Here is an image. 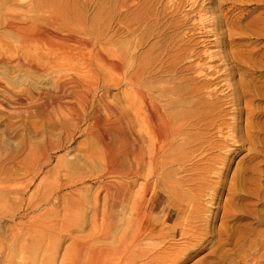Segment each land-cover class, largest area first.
<instances>
[{
	"label": "rangeland",
	"instance_id": "rangeland-1",
	"mask_svg": "<svg viewBox=\"0 0 264 264\" xmlns=\"http://www.w3.org/2000/svg\"><path fill=\"white\" fill-rule=\"evenodd\" d=\"M256 27L264 28V0H0V264H75L79 253L90 264L98 248L116 259L109 264H159L158 252L175 256L171 264L246 263L264 243V98L252 93L264 82V36ZM96 54L121 59L119 75L104 71L117 84L103 78ZM69 77H83L89 100L65 140L39 107L43 88ZM208 82L212 95L201 88ZM141 93L170 96L181 135L150 168L144 158L138 176L106 175L92 116L109 123L106 104L129 112L141 151V111L130 110L141 109ZM214 100L221 111L209 108ZM143 195L153 231L136 230L127 254L112 253ZM103 214L113 217L108 232Z\"/></svg>",
	"mask_w": 264,
	"mask_h": 264
},
{
	"label": "bare ground",
	"instance_id": "bare-ground-1",
	"mask_svg": "<svg viewBox=\"0 0 264 264\" xmlns=\"http://www.w3.org/2000/svg\"><path fill=\"white\" fill-rule=\"evenodd\" d=\"M254 22V21H253ZM252 23V22H251ZM256 23V21H255ZM262 23V22H261ZM256 26V25H255ZM244 27V26H243ZM257 28V27H256ZM254 28V32L258 36H264V28ZM235 29V28H234ZM244 30V28H243ZM247 30V29H246ZM233 33V32H232ZM234 34V33H233ZM232 36V34H231ZM229 37V36H228ZM240 38V37H239ZM79 40V39H78ZM78 46L81 50H85L88 47L87 42L85 41H77ZM202 42V41H201ZM76 48V47H75ZM94 51V50H93ZM98 52V51H97ZM87 53V52H86ZM89 53V52H88ZM96 52H94L93 55H95ZM80 54V53H79ZM81 55V54H80ZM86 55V54H85ZM97 56L95 57L97 59L98 65L95 63V65L99 66V70L105 74V70H113L116 74L120 73V70L123 67V63L120 58H115V59H109V57H105L101 54H96ZM110 56V54L108 53ZM115 56L114 54H112ZM251 55V54H250ZM79 56V55H78ZM259 56V55H258ZM118 57V56H117ZM262 55L259 56V59L261 60ZM233 58V57H232ZM247 58V57H246ZM254 58V55H253ZM257 58V57H256ZM243 59V58H242ZM250 58H248L249 60ZM241 60V59H240ZM246 60V59H245ZM59 61V60H58ZM62 61V60H61ZM236 61V58H235ZM234 61V62H235ZM250 61V60H249ZM254 61V60H253ZM251 62V61H250ZM61 64V62H59ZM248 63V62H247ZM264 63V62H261ZM53 64V63H52ZM69 65V63H66V65ZM93 64V63H92ZM236 64V63H235ZM243 64V63H242ZM50 66V65H49ZM73 66V65H72ZM97 66L95 69H97ZM264 66V65H263ZM48 67V65L46 66ZM51 68V67H50ZM200 69V68H198ZM74 70V69H73ZM98 70V71H99ZM77 71V70H76ZM99 71V72H100ZM200 71V70H198ZM197 71V72H198ZM80 72V71H78ZM94 72V71H93ZM196 72V73H197ZM205 72V71H204ZM201 73V71H200ZM199 73V74H200ZM109 74V73H108ZM107 74V75H108ZM119 75V74H118ZM207 75V74H205ZM97 76V75H96ZM106 74L101 77L105 79ZM100 77V78H101ZM209 78L208 76H206ZM257 77V76H256ZM130 79V78H129ZM126 78V80H129ZM206 79V78H205ZM125 80V81H126ZM132 80H135L134 78ZM87 81V80H86ZM92 81V80H90ZM209 81V79H208ZM97 82V81H96ZM106 82L109 84H117L116 80L112 78L110 75L106 76ZM207 82V81H206ZM87 84V82L84 81L83 77H77L76 79H73L71 77L65 78V79H59L55 80L53 82L52 86L50 88L44 89L42 92V95H44L43 102L40 104L39 107V112H41L42 116H45V118H48L49 120L54 121V123L57 125L58 129L62 131V134L65 135V140H69L71 135H73V131L75 130L77 124L82 118V115L86 112L87 109V101L88 99V91L84 90V85ZM105 83V82H103ZM127 83V82H126ZM137 83V82H136ZM209 83V82H208ZM211 83V82H210ZM204 85L201 88H204L206 90V94L212 95V93L215 91V86L211 84ZM248 83V82H247ZM90 84V82H89ZM94 84V83H93ZM216 84V83H214ZM226 85L228 83H225ZM224 84V85H225ZM107 85V84H106ZM130 87H134V82L129 81L128 84ZM249 85V83H248ZM92 86V85H91ZM113 86V85H112ZM115 86V85H114ZM228 87L230 86L227 85ZM217 87V86H216ZM227 87V88H228ZM248 87V86H247ZM244 84H240V88L243 90L247 91V88ZM200 88V91H201ZM252 88V87H251ZM217 89V88H216ZM203 91V90H202ZM241 91V90H240ZM239 91V92H240ZM245 91V92H246ZM198 92V91H197ZM236 95L239 94V92L235 91ZM199 93V92H198ZM251 93V92H250ZM253 95H259L262 98H264V82L261 84L260 87H255L253 85V90H252ZM41 94V93H40ZM137 95L139 94L138 92L136 93ZM200 94V93H199ZM226 96V95H225ZM235 96V95H234ZM43 97V96H42ZM170 96L167 95H160L158 97H153V96H148L146 94L141 93V109L139 106H136L135 104L130 105V110L134 113V115L138 116L140 111H141V128L144 130L143 136L141 137V151H140V146H139V140L137 137L132 136L129 125H130V120L131 116H128L127 112H117L116 110L113 111L108 105H104L106 107L105 109L108 112V115L114 116L112 117L111 121L109 123H102L98 124L95 122V119L97 118L94 114V117L92 116L91 119V124L92 127L89 129V133L93 135L94 140L96 141L98 145V152H99V157H101L103 163L105 164V173L106 175L109 176H114V177H123V176H138L140 174V166L142 165V161L147 160L149 168L151 164L157 159L158 155H161V152L164 151V149L168 146L172 147V144L174 143L175 140L178 139V137L181 135L179 133V124L174 120V116L172 114L171 110V103L167 98ZM92 98V97H91ZM94 98V97H93ZM42 99V98H41ZM38 100V99H37ZM95 100V99H94ZM172 100V99H171ZM219 100H214L209 103V108L214 111H221V106L218 105ZM94 103V102H93ZM230 103V102H229ZM97 104V103H96ZM103 104V103H102ZM138 104V103H137ZM93 105V104H92ZM99 105V102H98ZM97 105V106H98ZM140 105V104H138ZM101 106V105H100ZM116 107V106H115ZM99 108V107H98ZM208 108V109H209ZM224 112V111H223ZM40 114V113H39ZM98 114V112H97ZM211 114V113H210ZM221 114V113H220ZM238 114V113H237ZM100 117V116H99ZM108 117V116H107ZM106 117V119H108ZM102 118V117H101ZM100 118V119H101ZM104 118V117H103ZM220 118V117H219ZM98 119V118H97ZM96 119V121H98ZM99 119V120H100ZM104 120V119H103ZM94 121V123L92 122ZM129 122V123H128ZM132 122V121H131ZM134 122V121H133ZM96 123V124H95ZM129 125H128V124ZM129 126V127H128ZM221 132V131H220ZM219 132V133H220ZM133 133V132H132ZM220 135V134H219ZM140 139V138H139ZM166 151V150H165ZM164 151V152H165ZM173 152V151H172ZM168 153V149H167ZM170 155V154H168ZM165 156V154H164ZM167 156V155H166ZM163 157V156H162ZM168 157V156H167ZM172 157V156H171ZM173 158V157H172ZM161 159V158H160ZM169 159V158H168ZM171 159V158H170ZM169 159V160H170ZM26 164H30L32 161V155L28 153V156L26 158ZM146 161V162H147ZM160 162V160H158ZM167 161V160H165ZM174 161V160H173ZM145 162V163H146ZM157 162V161H155ZM144 163V164H145ZM165 163V162H164ZM163 163V164H164ZM167 163V162H166ZM154 164V163H153ZM158 165V164H157ZM162 165V164H161ZM168 165V163H167ZM145 166V165H142ZM203 166V165H202ZM154 167V166H153ZM159 167V166H158ZM206 167V166H205ZM253 167V166H252ZM147 167V169H149ZM157 168V167H156ZM165 168V167H164ZM243 168V167H242ZM249 168V167H248ZM257 168V167H256ZM144 169V168H143ZM160 169V168H159ZM161 169H163L161 167ZM207 169V168H206ZM250 169V168H249ZM254 169V168H253ZM151 170H153L151 168ZM259 170V169H258ZM144 171V170H142ZM246 171V170H244ZM243 171V172H244ZM147 172V171H146ZM154 172V170L152 171ZM164 172V171H163ZM251 172V171H250ZM256 172V171H255ZM148 173V172H147ZM162 173V172H161ZM246 173V172H245ZM252 173V172H251ZM143 174V172H142ZM146 174V173H145ZM150 174V173H149ZM158 174V173H157ZM155 173V176L157 175ZM152 175V174H151ZM150 175V176H151ZM243 175V174H242ZM145 176V177H150ZM257 176V175H256ZM142 177V175H141ZM144 177V175H143ZM125 178V177H124ZM155 178V177H154ZM242 179V177H241ZM248 180V178H246ZM240 180V179H239ZM243 180V179H242ZM245 180V179H244ZM246 180V181H247ZM256 181V180H255ZM147 182V181H146ZM245 182V181H244ZM259 182V181H258ZM180 183V182H179ZM184 183V182H183ZM244 184V183H243ZM251 184H253L251 182ZM143 185V184H142ZM183 185V184H182ZM246 185V184H245ZM249 185V184H248ZM254 185V184H253ZM123 186V185H122ZM121 186V189H122ZM145 186V185H144ZM242 186V184H241ZM109 187V186H108ZM112 190V186H110ZM118 187V186H117ZM149 186H146V189L144 194L148 193V188ZM174 187V186H173ZM244 187V186H243ZM127 188V187H126ZM165 188V187H164ZM114 189V188H113ZM120 189V188H119ZM116 189L115 191L118 192L117 197L119 196V193L121 196L125 197L124 194L126 191H123L124 193L121 194V189ZM162 189V188H161ZM235 189V188H234ZM124 190V188H123ZM232 190V189H231ZM236 190V189H235ZM258 190H260L258 188ZM162 191V190H160ZM261 191V190H260ZM259 191V192H260ZM234 192V190H233ZM255 192V191H254ZM142 193V192H141ZM183 194V193H182ZM233 194V193H232ZM237 194V193H236ZM240 194V193H239ZM252 194V193H251ZM259 194V193H258ZM164 195V194H163ZM167 195V194H166ZM183 195H186L184 192ZM208 195V194H207ZM234 195V194H233ZM249 195V194H248ZM146 196V195H145ZM106 197V196H105ZM112 197V195H111ZM185 197V196H183ZM115 198V197H114ZM120 198V197H119ZM191 198V197H190ZM211 198V197H210ZM249 198V197H248ZM116 199V198H115ZM144 199V195L141 196V211L139 209V202L134 205L132 215L130 213V221H129V226L128 229L124 232L122 237H120L117 240V245L112 249V253L116 254L119 252H126L127 248H129V240L132 239L134 236L137 235L136 230L141 231V233L153 231L152 227L153 225V219H150V214L152 212V205H147V209H142V202ZM152 199V198H151ZM192 199V198H191ZM262 199V198H261ZM118 200V199H117ZM125 200H127L125 198ZM149 201V198L146 199V201ZM156 200V199H155ZM114 200H111V203ZM123 201V199H122ZM147 201V203H148ZM190 201V200H189ZM261 201V200H260ZM117 203V201H114ZM136 202V201H135ZM145 202V200H144ZM151 202V201H150ZM153 202V201H152ZM233 202V201H232ZM110 203V204H111ZM189 203V202H188ZM229 203V202H228ZM241 203V202H240ZM114 204V203H113ZM151 204V203H150ZM227 204V203H226ZM116 205V204H115ZM184 205V204H183ZM241 205V204H240ZM247 205V204H246ZM111 206V205H109ZM232 206V204H231ZM236 206V205H235ZM243 206V205H242ZM146 208V206H145ZM169 208V207H168ZM174 209V208H173ZM184 209V208H183ZM234 209V208H233ZM232 209V210H233ZM107 211V210H106ZM148 211V212H147ZM182 211V210H181ZM181 211H178L179 213ZM189 209L184 212V215L182 216L183 220H187L189 218V215H187ZM240 211V210H239ZM183 212V211H182ZM254 212V211H253ZM257 212V211H256ZM255 212V213H256ZM105 213V212H104ZM109 213V212H108ZM169 213V211L165 212ZM232 213V212H231ZM250 213V211H249ZM109 214H112L109 213ZM252 214V213H250ZM181 215V214H180ZM257 215V214H256ZM112 217V215H110ZM167 216V214H165ZM226 216V215H225ZM247 216V215H246ZM254 216V215H253ZM250 215V217H253ZM109 218L106 214H103L101 217V222H103L102 226L105 224V228L107 227V232L108 230L112 228L111 226V221L113 219ZM256 217V216H255ZM113 218V217H112ZM260 218V217H258ZM200 219V218H198ZM235 219V218H234ZM169 217L164 218L161 220V225H170L168 223ZM256 220V219H254ZM263 220V219H262ZM234 221V220H233ZM238 221V220H237ZM236 221V222H237ZM259 221V219H258ZM249 222V221H248ZM263 222V221H262ZM226 223V222H225ZM235 223V222H234ZM260 224V223H259ZM128 225V224H127ZM227 225V224H226ZM126 226V225H125ZM174 228L177 227V222H175L172 225ZM187 226H190L187 224ZM247 226V225H246ZM157 227V226H156ZM160 227V226H159ZM166 227V226H165ZM192 228V226H190ZM232 227V226H231ZM234 227V226H233ZM232 227V228H233ZM105 228H103L105 231ZM247 228V227H246ZM162 229V228H161ZM179 229V228H178ZM156 230V229H155ZM154 230V232H156ZM235 230V229H234ZM233 230V231H234ZM239 230V229H238ZM248 230V229H247ZM138 231V233H139ZM159 231V230H158ZM254 231V230H253ZM186 232V231H185ZM248 233V232H247ZM107 234V233H106ZM258 234V233H257ZM151 235V234H150ZM164 235V234H163ZM186 235V234H185ZM190 235V234H189ZM246 235V234H245ZM253 235V233H252ZM145 236V235H144ZM143 236V237H144ZM159 236V234H158ZM180 236V235H179ZM244 236V233L240 236L242 239ZM255 236V235H254ZM108 238V237H107ZM181 238V237H180ZM143 239V238H141ZM156 239V238H155ZM227 239V237H226ZM257 239V238H256ZM177 240V239H176ZM227 241V240H226ZM261 242V241H259ZM147 243V242H146ZM131 245V243H130ZM239 245V244H238ZM254 247V246H253ZM102 248V247H101ZM177 248V247H176ZM253 249V248H252ZM158 250V249H157ZM169 250V249H168ZM255 251V250H254ZM162 252V250L160 251ZM249 252V251H248ZM128 252H126L127 254ZM91 255V256H90ZM121 255V254H120ZM123 255V254H122ZM76 261L75 264H80L81 258H80V253L79 256L76 254ZM89 263L90 264H109L110 262H117L116 259H109L111 255L103 254V251H101L99 248L93 251V253L89 254ZM152 261H156V263L159 264H171L172 261L174 260L175 256L172 254L169 255V253L162 252L156 254L155 256L151 257ZM246 263L243 262V264H264V243H262L259 247V250L257 252L253 253L252 255L250 254L245 258ZM244 261V260H243ZM242 262V261H241ZM206 263V262H205ZM211 263V262H210Z\"/></svg>",
	"mask_w": 264,
	"mask_h": 264
}]
</instances>
